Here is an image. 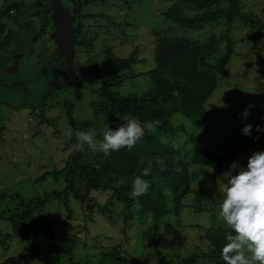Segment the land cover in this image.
I'll return each mask as SVG.
<instances>
[{"label": "trees", "instance_id": "obj_1", "mask_svg": "<svg viewBox=\"0 0 264 264\" xmlns=\"http://www.w3.org/2000/svg\"><path fill=\"white\" fill-rule=\"evenodd\" d=\"M4 1L5 7L0 6V53L16 36L14 29L7 25L5 16L11 9L20 12L27 6L25 0ZM96 1L102 2L109 10L121 6L120 2L127 7L133 6V0ZM243 1L176 0L170 5L163 12L164 17L172 24L200 31L202 37L168 36L155 32L158 36L154 50L155 66L146 71L152 85L143 94H123L117 88L125 78L136 76L132 68L139 62L137 50L127 57L115 58L114 69L109 70L110 78L93 89L92 103L102 125L96 127L95 122L89 121L83 122L81 127L78 124L68 143L72 144L73 151L64 167L46 171L35 180L44 182L51 178L61 184L51 188L50 181L44 184L41 194L31 198L16 193L11 196L14 202L11 206H1L7 194L0 192V247L3 250L0 252V264H93L96 261V264H135L118 247L99 248L98 258H94L97 257L95 252L78 256L81 249L77 235L66 231L57 233L54 227L57 223L55 216L63 212L64 206L67 211L65 227L76 228L71 223L74 219L71 203L79 205L82 211L80 218L84 221L87 219L85 212L89 218L100 212L114 221V213L120 209L121 230L125 234L135 224L149 221L153 230L147 236L151 240L156 239L165 227L175 229V226H182L176 219L181 218L183 208L188 205L185 204L188 195L194 196L195 200L190 205L195 210H214V198L194 183L195 173L191 169L199 166L202 169L200 174L217 175L222 172L224 164L234 157L235 147L229 153L220 155L205 145L196 132L209 124L213 112L220 111L215 104L208 103V99L220 85V79L231 76L228 66L236 46L233 29L241 26L255 46L264 39V18L246 8ZM105 10L87 16L96 18L98 23L104 20L115 27L130 25L128 15L115 21ZM216 25H222V29L214 30ZM85 36L79 29L78 48L89 53L94 39L89 42ZM257 71L262 74L264 68ZM261 86L264 88V83ZM176 114L190 119L192 132L188 133L189 129L184 124L173 122ZM132 117L140 121L144 135L131 151L122 148L106 156L103 152L87 149V146L83 152L75 150V132L94 129L96 139L102 140L106 126L116 130ZM47 122L52 123L51 119ZM184 132L189 134L190 153L184 145L171 142ZM157 158L166 165L163 171L156 163ZM141 160L145 163L141 164ZM148 161L153 162L151 174L143 176ZM177 168L183 171L178 172ZM137 176L151 186L147 194L133 199L129 193ZM51 204L57 208L60 206L61 211L50 215L48 209ZM198 226L201 229L198 237L200 255L205 264H223L220 249L228 229L214 225Z\"/></svg>", "mask_w": 264, "mask_h": 264}, {"label": "rangeland", "instance_id": "obj_2", "mask_svg": "<svg viewBox=\"0 0 264 264\" xmlns=\"http://www.w3.org/2000/svg\"><path fill=\"white\" fill-rule=\"evenodd\" d=\"M26 1L31 3L35 0ZM175 1L133 0L132 7L120 2L121 6L113 7L108 13L115 21L123 20L128 15L130 25L123 28L108 25L104 20L94 26L91 22L98 21L96 18L82 16L85 38L89 42L94 39V44L90 46L91 52L82 50L79 57V73L84 84L78 99H64L61 89L50 91L49 81L53 74L51 72L47 75L43 72L49 60L38 49L32 52V59L29 57L30 64L25 68L26 81L18 78L19 81L13 79L14 82L0 73V86L3 83H14L19 87L13 93L3 89L0 95V192L7 194L1 206L13 205L11 196L16 193L31 198L37 193L41 194L44 184L50 181L51 188L61 184L55 183L51 178L44 182L35 180L46 171L64 167L67 157L73 151L72 144H68L71 139L66 136L67 131H74L78 124L81 127L87 121L95 122L96 127L102 125L100 116L95 115L93 89L110 78L109 70L114 67L115 58L127 57L133 50H137L139 62L132 68L136 76L125 78L117 88L123 94H143L152 85L146 71L155 66L154 50L158 37L155 32L168 36L202 37L200 31L172 24L171 20L164 17L163 12ZM243 3L246 8L264 18V0H244ZM5 5L6 2L0 0V6ZM105 8L107 7L102 3L96 2L88 9L86 7L84 13H98ZM4 19L9 27H14L12 18ZM88 27L90 29L86 31ZM213 29L220 31L222 25H216ZM244 31L241 26L233 29L236 46L228 66L231 76L221 78L220 85L208 99V103L215 104L220 111L213 112L209 124L196 132V136L205 145L220 155L229 153L235 147L234 157L224 164L221 173L213 176L200 174L202 169L199 166L191 169L195 173L194 183L214 198V210H195L190 205L195 200L194 196L188 195L185 199V204L188 205L183 208L181 218L176 219L182 226H175V229L165 227L156 239L151 240L149 236L153 229L149 221L135 224L125 234L121 230L120 209L114 213V221L100 212H95L92 218L85 212L87 219L84 221L80 218L82 211L79 205L71 203L74 218L71 223L76 228L70 229L64 225L67 219L66 208L63 206V212H59L60 206L57 208L53 204L49 205L47 209L50 215L59 212L55 216L57 223L54 226L57 233L66 231L65 233L77 235L81 249L78 256L95 252L97 257L94 258H98L99 248L118 247L135 264H205L200 255L198 237L201 229L198 225L226 227L217 219L220 203L217 179L222 178V174L233 162L246 167L248 158L254 152L264 151V133L255 130L257 125L264 128V88L261 86L264 83V73L259 74L257 71L264 68V39L255 46ZM203 33L207 35V31ZM53 92L56 100L52 99ZM250 104L254 107L249 109L250 114L245 119L241 114ZM47 119H51L52 123L47 122ZM173 122L184 124L189 129L188 133L192 132L189 118L176 114ZM245 124L253 125L252 134L249 136L242 134ZM188 133H179L171 142L184 145L190 153ZM257 135L259 140H254ZM97 235L100 237L96 238ZM86 244L88 246L83 247ZM2 251L0 247V252ZM96 263L97 261L93 262Z\"/></svg>", "mask_w": 264, "mask_h": 264}, {"label": "clouds", "instance_id": "obj_3", "mask_svg": "<svg viewBox=\"0 0 264 264\" xmlns=\"http://www.w3.org/2000/svg\"><path fill=\"white\" fill-rule=\"evenodd\" d=\"M253 107L248 105L241 115L246 119ZM149 128L152 129V126L149 125ZM255 130L264 133V128L259 125ZM241 131L245 136L251 135L253 125L245 124ZM65 134L69 139L73 136L71 130ZM74 135L76 151L83 152L87 146V149L103 152L107 156L122 148L131 151L143 137L144 127L132 117L116 130L106 126L102 140L96 139L94 129L77 131ZM259 138L257 135L254 140ZM140 163L145 162L141 160ZM156 163L162 171L165 169L166 165L159 158ZM152 167L153 162L148 161L142 175L149 176ZM176 170L183 171L181 168ZM150 186L148 181L137 176L132 183L130 198L137 199L147 194ZM217 190L220 194L217 219L228 229L220 249L223 264H264V151L254 152L248 158L246 167L233 162L222 178L217 179Z\"/></svg>", "mask_w": 264, "mask_h": 264}, {"label": "flooded vegetation", "instance_id": "obj_4", "mask_svg": "<svg viewBox=\"0 0 264 264\" xmlns=\"http://www.w3.org/2000/svg\"><path fill=\"white\" fill-rule=\"evenodd\" d=\"M52 2L53 0H35L31 3H28L26 1L27 6L23 10L19 12L16 9H11L5 16V18H12V21L14 22L13 29L16 32V36L8 44L4 51L0 53V73L5 74L6 78L12 81H19L18 78H20L21 81H26L27 77L25 74V68L30 64L29 57H31L32 59V52H35L38 49L41 52V55L45 56V58L49 60L47 66L43 68L45 69L43 70V72H45V74L47 73V75L51 72V74H53L52 78L49 81V85L51 84L50 91H52V89H54V91H58V89H61V92H63L65 95L64 99L70 101L72 98H74L75 89L68 84L69 71L67 69L66 58L63 55H59V46L56 43L55 39L51 36L55 30V22L52 17L51 9ZM96 2L100 1L62 0V3L64 4L66 10L69 11L73 16V27H75V30L73 32L75 36V39L73 41V46L75 49L74 69L77 76L82 82L81 94L84 83L78 71V64L80 61L79 57L82 51H79L80 49L78 48L79 29L83 33L84 29L82 27V22L84 21L82 20V16H87V14L92 13L89 11H86L84 13V9L86 7L88 9L90 5ZM108 10L109 9L107 8L105 11L108 12ZM87 17L92 18L90 16ZM93 21L91 23L94 26L102 23V21H100L99 23L96 20ZM89 29L90 27H88L86 31H88ZM17 60H19V64L18 67L15 68L14 65ZM39 72H41V70H39ZM18 88V85H14V83H3L0 86V95L3 89L13 93L15 89ZM52 99L56 100L55 92L52 93Z\"/></svg>", "mask_w": 264, "mask_h": 264}, {"label": "water", "instance_id": "obj_5", "mask_svg": "<svg viewBox=\"0 0 264 264\" xmlns=\"http://www.w3.org/2000/svg\"><path fill=\"white\" fill-rule=\"evenodd\" d=\"M52 17L54 19L55 30L52 37L59 46V55L66 58L68 74V84L75 89L74 98L78 99L81 96L82 82L77 76L74 69V55L75 49L73 41L75 36L73 34L75 27H73V16L66 10L62 0H53L51 4ZM63 52V54H62ZM19 60L15 62V68L18 67Z\"/></svg>", "mask_w": 264, "mask_h": 264}]
</instances>
